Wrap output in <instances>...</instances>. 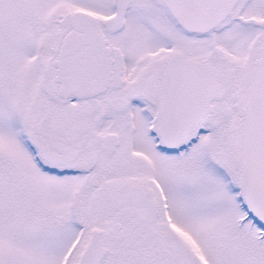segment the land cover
<instances>
[{"label":"snow or ice","instance_id":"obj_1","mask_svg":"<svg viewBox=\"0 0 264 264\" xmlns=\"http://www.w3.org/2000/svg\"><path fill=\"white\" fill-rule=\"evenodd\" d=\"M0 264H264V0H0Z\"/></svg>","mask_w":264,"mask_h":264}]
</instances>
